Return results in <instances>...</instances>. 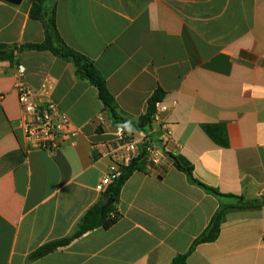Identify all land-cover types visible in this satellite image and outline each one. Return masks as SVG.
Segmentation results:
<instances>
[{"label": "crops", "instance_id": "0c3cea01", "mask_svg": "<svg viewBox=\"0 0 264 264\" xmlns=\"http://www.w3.org/2000/svg\"><path fill=\"white\" fill-rule=\"evenodd\" d=\"M59 35L103 76L117 114L135 121L155 90L168 106L145 135L159 161L138 162L119 192L118 218L39 257L69 237L103 192L96 185L119 146L117 126L97 90L73 64L49 51L23 50L0 61V264H169L188 252L219 199L175 168L222 195L264 198V0H52ZM30 3L0 0V45L39 44ZM17 66L78 131L54 152L31 148L19 124ZM102 114L101 123L96 121ZM170 137L161 143V125ZM234 198L220 202L235 203ZM185 264H264V205L229 210L218 238L200 244Z\"/></svg>", "mask_w": 264, "mask_h": 264}, {"label": "trees", "instance_id": "16d2710c", "mask_svg": "<svg viewBox=\"0 0 264 264\" xmlns=\"http://www.w3.org/2000/svg\"><path fill=\"white\" fill-rule=\"evenodd\" d=\"M30 3L29 16L30 18L41 23L44 31V40L39 44H24V45H0V61H12L15 54L23 51H49L57 58L70 61L74 68L75 74L79 79L86 80L97 90L98 99L103 104L104 110L107 111L112 122L116 125H121L125 130L133 131H147L153 120L155 111V104L160 102L163 98V92L160 89L154 93L147 100V107L137 120L128 121L120 117L116 112V103L114 98L109 93L105 80L100 72L96 69L94 64L85 56L72 50L68 47L57 30L55 20V8L52 0H27ZM146 156L145 146L142 145L139 149L138 156L131 160L126 166L121 167V172L118 178L110 183L101 195V199L97 204L91 207L77 223L73 233L62 240L52 242L37 250L31 255V258L39 257L57 247L68 244L74 238L79 237L83 233L101 227L109 228L118 218L116 211V204L119 198L121 187L132 174L133 171L139 169L138 162L144 160ZM175 168L185 173L187 179L203 188L209 194L219 199V207L212 215L205 230L192 242L187 253L175 256L169 264H185L188 255L200 244L212 243L219 235V230L225 215L229 210L256 208L264 205V198L255 200L253 202H243L241 198H236L231 195H222L217 190L209 188L204 184L198 182L193 178L191 165L182 162L179 159L172 158ZM221 198H234L236 201L232 204L220 202ZM107 200H111V204L101 212Z\"/></svg>", "mask_w": 264, "mask_h": 264}, {"label": "built area", "instance_id": "2783aa9c", "mask_svg": "<svg viewBox=\"0 0 264 264\" xmlns=\"http://www.w3.org/2000/svg\"><path fill=\"white\" fill-rule=\"evenodd\" d=\"M16 78L14 89L22 111L19 127L30 147L54 152L63 146L72 145L78 136V131L72 126L67 115L51 100L52 83L46 80L37 90L33 89L24 78L22 66H17ZM167 110L168 106L163 102L156 103L153 119L157 120L159 114ZM102 120V114L97 115L96 121L101 123ZM160 129L159 140L161 143H165L170 137L169 125L164 122ZM116 133L120 144L109 153L113 162L108 172L95 187L99 192H103L113 180L118 178L121 167L126 166L139 153L137 142L131 131L118 125ZM140 143L145 146L146 155L151 163L157 164L159 152L155 144L149 141L147 135L142 137Z\"/></svg>", "mask_w": 264, "mask_h": 264}, {"label": "water", "instance_id": "95a60500", "mask_svg": "<svg viewBox=\"0 0 264 264\" xmlns=\"http://www.w3.org/2000/svg\"><path fill=\"white\" fill-rule=\"evenodd\" d=\"M3 1H5V2H7L9 4H12V5L18 6V5H20L22 3L23 0H3ZM111 202H112L111 200H107L105 202L104 206L102 207L101 212L104 209H106L111 204Z\"/></svg>", "mask_w": 264, "mask_h": 264}]
</instances>
